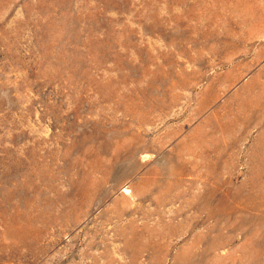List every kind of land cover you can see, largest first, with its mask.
I'll use <instances>...</instances> for the list:
<instances>
[{
  "label": "rangeland",
  "instance_id": "rangeland-1",
  "mask_svg": "<svg viewBox=\"0 0 264 264\" xmlns=\"http://www.w3.org/2000/svg\"><path fill=\"white\" fill-rule=\"evenodd\" d=\"M0 264H264V0H0Z\"/></svg>",
  "mask_w": 264,
  "mask_h": 264
}]
</instances>
